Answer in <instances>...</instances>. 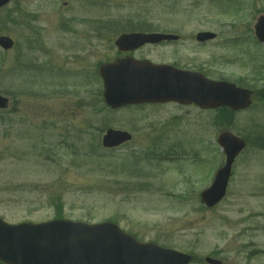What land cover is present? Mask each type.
<instances>
[{
	"label": "rangeland",
	"instance_id": "1",
	"mask_svg": "<svg viewBox=\"0 0 264 264\" xmlns=\"http://www.w3.org/2000/svg\"><path fill=\"white\" fill-rule=\"evenodd\" d=\"M226 1L5 5L0 35L15 45L0 48V94L10 101L0 109V218L113 221L141 241L191 254L190 264H208L207 256L223 264H264V43L255 42L252 27L264 0H240L247 7L242 12L240 4L221 10ZM139 15L154 29L182 32L188 42L174 47V56L165 55L171 48H153L155 61L201 68L247 87L255 92L252 105L228 123L216 118L217 111L199 108L185 107L182 115L169 113L176 110L169 106L159 113L150 106L107 107L99 64L115 56L114 41ZM201 29L219 37L195 47L193 35ZM85 73L89 77L81 81ZM109 127L128 130L133 139L105 149ZM223 131L246 139L247 146L235 160L226 197L208 208L200 192L224 163L217 141Z\"/></svg>",
	"mask_w": 264,
	"mask_h": 264
},
{
	"label": "water",
	"instance_id": "2",
	"mask_svg": "<svg viewBox=\"0 0 264 264\" xmlns=\"http://www.w3.org/2000/svg\"><path fill=\"white\" fill-rule=\"evenodd\" d=\"M9 0H0V7ZM256 33L264 40V16L259 19ZM155 35H124L117 43L130 40L143 43L155 40ZM5 48L12 42L0 37ZM105 65V98L112 106L140 102L152 98H180L202 106L230 105L234 109L251 104V91L227 82H211L202 78L180 76L170 78L168 70L146 64ZM172 74V73H171ZM179 96V97H178ZM7 99L0 96V108ZM131 138L126 132L109 130L105 146H115ZM227 155L225 165L216 174L213 185L202 194L208 206L218 203L225 195L234 159L245 142L229 132L219 136ZM191 256L153 243H141L122 231L115 223L86 224L53 220L40 224L11 225L0 219V260L9 264H188ZM210 264H221L212 257Z\"/></svg>",
	"mask_w": 264,
	"mask_h": 264
},
{
	"label": "flooded vegetation",
	"instance_id": "3",
	"mask_svg": "<svg viewBox=\"0 0 264 264\" xmlns=\"http://www.w3.org/2000/svg\"><path fill=\"white\" fill-rule=\"evenodd\" d=\"M234 4H237L241 6V8L239 9L240 12H242V10H246L247 11V7L244 6V4L240 1V0H231ZM235 1L237 3H235ZM254 4L253 7L255 6V1H253ZM244 7V8H243ZM182 11L180 10H165L162 11V13H168L170 15H176L181 13ZM186 12H190V11H186ZM146 13H150L149 11H147ZM147 16H135L133 18V16H131V18H129L126 22L128 23L127 27L128 29L124 30V32L122 33H130V32H144V33H152V32H161V33H166V34H172L174 32L171 31V29L169 28H165V27H161V29H154L152 28V25H148L147 21L144 20V18ZM134 19V20H133ZM140 19V21L138 20ZM123 22V21H121ZM253 27V26H252ZM200 31H208V30H199L197 31L194 35H193V39H195V42L192 43L195 47H204L207 46L210 42L212 41H205V42H200L197 40V35ZM176 35H178V38L176 39H168V40H163L157 43H146L144 45H142L139 48L133 49V50H128V51H119L117 50L115 52V56L108 61H115L117 59L120 58H135V59H139V60H144V59H148L151 60L157 64H169V65H173L177 68H181V69H188V70H196V71H200L203 72V70L201 68H192L191 66L185 65V64H181L175 61L169 62L166 61L164 59H159L157 61H155V59L153 58V48L159 47V48H171L173 49V51L168 52L165 55H173L176 53V51H174V49L176 50V48L174 47H184L188 44V42L185 41L186 37L184 35H182V32H178V33H174ZM218 34V33H217ZM206 76L210 77V75L208 73L203 72ZM212 78V77H211ZM147 106L152 107L151 109L154 111V113H159L161 112V110L159 109V107H164V106H169L172 107L170 109H176V110H169V113H173V114H185V112H181V109H184L185 107L187 108H199L198 106L194 105V104H190V105H183L180 104L178 102L175 101H166V102H162V103H148V104H144ZM200 109V108H199ZM204 111H212L214 112V110H204ZM153 127H155V124L152 123Z\"/></svg>",
	"mask_w": 264,
	"mask_h": 264
}]
</instances>
